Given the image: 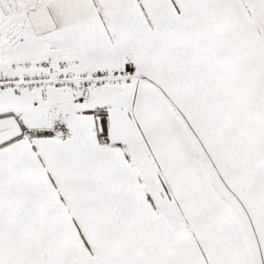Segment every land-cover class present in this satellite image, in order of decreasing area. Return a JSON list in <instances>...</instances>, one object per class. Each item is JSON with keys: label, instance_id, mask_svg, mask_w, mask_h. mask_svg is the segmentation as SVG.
Segmentation results:
<instances>
[{"label": "snow or ice", "instance_id": "snow-or-ice-1", "mask_svg": "<svg viewBox=\"0 0 264 264\" xmlns=\"http://www.w3.org/2000/svg\"><path fill=\"white\" fill-rule=\"evenodd\" d=\"M0 264H264V0H0Z\"/></svg>", "mask_w": 264, "mask_h": 264}]
</instances>
